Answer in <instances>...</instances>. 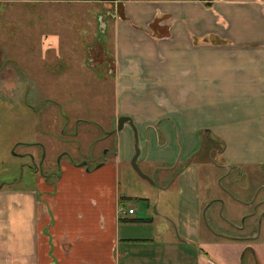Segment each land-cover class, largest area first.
<instances>
[{
  "label": "crops",
  "instance_id": "0c3cea01",
  "mask_svg": "<svg viewBox=\"0 0 264 264\" xmlns=\"http://www.w3.org/2000/svg\"><path fill=\"white\" fill-rule=\"evenodd\" d=\"M90 2L111 10L102 22L116 112L110 134L104 133L116 138L117 162L99 158L93 165L64 153L68 159L60 156L53 178L52 162L45 157L38 165L32 156V188L13 186L21 178L0 186V264H264V0ZM121 116L133 120L138 163L151 167L148 175L168 170L158 163L193 167L195 182L180 199L196 204L203 166L226 172L216 185L257 207L245 213L259 229L219 230L209 210L225 204L220 197L205 204L204 217L196 210L186 220L166 212L159 221L122 217L118 162L133 159L136 140L128 122L117 129ZM244 177L256 183L239 187L243 196L252 192L248 199L222 184Z\"/></svg>",
  "mask_w": 264,
  "mask_h": 264
},
{
  "label": "rangeland",
  "instance_id": "374dc122",
  "mask_svg": "<svg viewBox=\"0 0 264 264\" xmlns=\"http://www.w3.org/2000/svg\"><path fill=\"white\" fill-rule=\"evenodd\" d=\"M90 1L94 0L0 1V186L21 178L23 183L13 186L32 188L34 174L27 166L32 156L38 165L45 157L52 162L54 172L49 174L53 178L60 174V156L68 159L64 153L82 162L86 157L93 165L99 158L117 162L116 138L106 137L114 126L117 93L115 78L108 71L111 60L102 22L111 10L101 5L96 10ZM54 42L52 51L43 53L42 49ZM131 160L118 162L122 217L151 216L159 221V214L166 212L186 220L191 210L200 211L204 217L205 204L212 197H220L225 204L215 202L209 210L219 230L241 234L254 231L255 226L259 229L258 224L253 225L255 218L245 213L257 207L235 201L216 185L226 172L203 166L199 176L201 200L194 204L189 197L183 203L180 194L190 189L198 173L193 167L186 169L182 162L155 164L168 170L158 171L152 184L135 171ZM213 161L220 162L216 153ZM139 162L144 172L152 171L141 159ZM247 183L248 189L256 187L248 177L222 181L226 188L231 184L229 191L242 199L252 193L243 196L240 192L239 187ZM130 208L135 214H129Z\"/></svg>",
  "mask_w": 264,
  "mask_h": 264
},
{
  "label": "water",
  "instance_id": "95a60500",
  "mask_svg": "<svg viewBox=\"0 0 264 264\" xmlns=\"http://www.w3.org/2000/svg\"><path fill=\"white\" fill-rule=\"evenodd\" d=\"M101 1H114V0H101ZM203 1H208V0H203ZM129 123L133 129H134V132H135V140H136V143H135V149H136V153L131 161L132 163V166L133 168L135 169V171L144 179L148 180L149 182H151L152 184H155V181L154 179L152 178V176L148 175L147 173H145L142 168L140 167L139 163H138V158L140 156V147H139V137H138V132H137V129L133 123V120L131 117H127V116H121L119 119H118V126H117V129L118 130H122L125 123Z\"/></svg>",
  "mask_w": 264,
  "mask_h": 264
},
{
  "label": "built area",
  "instance_id": "2783aa9c",
  "mask_svg": "<svg viewBox=\"0 0 264 264\" xmlns=\"http://www.w3.org/2000/svg\"><path fill=\"white\" fill-rule=\"evenodd\" d=\"M135 212V210L133 208L129 209V214H133Z\"/></svg>",
  "mask_w": 264,
  "mask_h": 264
}]
</instances>
